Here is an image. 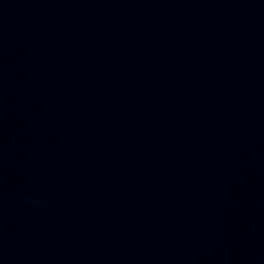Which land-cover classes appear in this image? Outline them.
Wrapping results in <instances>:
<instances>
[{
	"label": "water",
	"instance_id": "water-1",
	"mask_svg": "<svg viewBox=\"0 0 264 264\" xmlns=\"http://www.w3.org/2000/svg\"><path fill=\"white\" fill-rule=\"evenodd\" d=\"M0 264H264V0H0Z\"/></svg>",
	"mask_w": 264,
	"mask_h": 264
}]
</instances>
